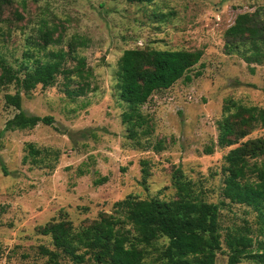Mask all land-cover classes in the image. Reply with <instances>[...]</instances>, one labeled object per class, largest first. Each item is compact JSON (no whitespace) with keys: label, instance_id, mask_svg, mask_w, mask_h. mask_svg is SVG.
<instances>
[{"label":"rangeland","instance_id":"1","mask_svg":"<svg viewBox=\"0 0 264 264\" xmlns=\"http://www.w3.org/2000/svg\"><path fill=\"white\" fill-rule=\"evenodd\" d=\"M10 6L0 14V56L13 67L25 41L37 40L44 23L53 30V38L59 34L47 49L66 50L73 38L84 41L76 52L89 72L68 82L67 88L76 87V80L87 83L84 92L73 98L66 95L61 75L53 86L21 92L24 112L52 117L51 123L30 129H3L16 110L5 106L2 96L15 87H0V159L5 169V173L0 169V264H44L35 248L51 246L36 229L46 222L67 219L78 227L99 212H111L113 203L127 194L171 197L176 169L193 182L203 200L224 201L219 209L221 226L257 227L254 211L222 198L220 169L227 148H218L215 141L225 99L264 108V61L247 64L241 54L248 52V42L228 45L224 36L237 13L256 12L264 23V0H12ZM13 9L20 18L11 14ZM128 48L202 52L189 71V81L179 79L154 91L139 107L149 131L133 139L121 121L127 107L115 87L116 61ZM262 135L264 124L245 138ZM28 142L58 151L53 169L21 162ZM207 147L212 148L210 153H205ZM141 160L146 161L144 182ZM164 243L158 238L155 248ZM147 248L144 260L157 264L158 251ZM222 250L214 264H225Z\"/></svg>","mask_w":264,"mask_h":264},{"label":"trees","instance_id":"2","mask_svg":"<svg viewBox=\"0 0 264 264\" xmlns=\"http://www.w3.org/2000/svg\"><path fill=\"white\" fill-rule=\"evenodd\" d=\"M124 1L150 3L153 0ZM11 4L12 0H0V14ZM11 14L20 18L16 9ZM38 32L37 40L25 41L16 67L0 56V87L9 84L15 87L13 93L6 92L2 96L5 106L16 110L5 120L4 130L30 129L38 123L52 121L50 115L24 112L21 92L27 93L37 85L53 86L57 75L64 80V91L70 98L87 88V83L77 80L76 87L67 88L72 77L82 79L89 72L83 57L76 52V46L84 45V41L73 38L67 42L66 50H51L46 47L57 42L59 34L53 38V30L44 23ZM224 36L229 40L228 45L248 42V52L241 54L247 64L264 61V23L256 12L237 13L224 30ZM201 54L200 49L128 48L122 51L116 61L115 87L118 99L127 107L120 116L129 138L149 131L148 120L139 107L154 91L167 89L179 79L189 81V71ZM66 61H74V64L67 66ZM263 124V107L246 105L232 98L225 99L216 122V146L227 148L220 169L222 198L254 211L257 218L254 230L245 223L221 226L219 209L224 201L203 200L193 190V182L182 178L176 169L171 180L174 192L167 199L127 194L113 203L111 212H99L78 227H73L67 219L37 226V232L47 236L51 246L37 245L36 254L44 259V264H149L144 256L151 246L158 251L157 264H214L216 253L224 247L225 264L242 260L264 264V135L245 138L252 129ZM211 150L207 147L205 153ZM24 151L22 163L28 161L49 169L54 168L58 158L57 150L38 148L31 142L24 144ZM140 162L144 182L146 161ZM0 169L5 173L1 159ZM158 238L165 243L155 248L154 241Z\"/></svg>","mask_w":264,"mask_h":264}]
</instances>
